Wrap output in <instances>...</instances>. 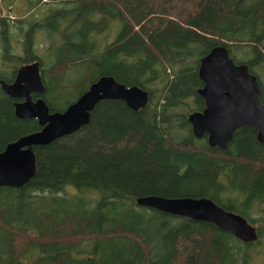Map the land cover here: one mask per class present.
Returning <instances> with one entry per match:
<instances>
[{"label": "trees", "instance_id": "1", "mask_svg": "<svg viewBox=\"0 0 264 264\" xmlns=\"http://www.w3.org/2000/svg\"><path fill=\"white\" fill-rule=\"evenodd\" d=\"M42 1L26 0L27 10ZM11 4L0 0V10ZM39 8L38 20L0 16V81L12 83L37 61L38 97L50 112L103 76L138 86L149 103L135 112L101 101L79 131L34 148L36 176L19 189L0 187V264H251L264 238V144L246 126L227 150L212 148L192 135L187 117L204 108L199 61L217 46L257 78L264 104V0H60ZM12 31L22 57L13 55ZM14 102L0 85V153L40 130L15 117ZM147 196L209 199L245 218L258 239L244 244L209 223L136 204Z\"/></svg>", "mask_w": 264, "mask_h": 264}, {"label": "water", "instance_id": "2", "mask_svg": "<svg viewBox=\"0 0 264 264\" xmlns=\"http://www.w3.org/2000/svg\"><path fill=\"white\" fill-rule=\"evenodd\" d=\"M198 77L202 88L197 94L204 101L202 111L189 113L187 121L196 139L206 138L212 148L225 151L234 133L250 126L256 139L264 144V104L257 78L244 64H235L227 49L217 46L199 61ZM1 89L15 102L14 115L21 120H36L40 130L8 143L0 153V187L19 189L37 173L35 147L47 146L69 136L90 121L91 112L104 100L122 101L132 111H140L149 103L148 93L138 86L126 87L110 76L100 77L87 91L62 112H50L41 96L44 86L37 61L18 69L12 83L0 81ZM141 207L163 214L185 217L194 222L209 223L232 234L244 244L258 239L256 228L242 216L226 211L205 198H163L147 196L136 199Z\"/></svg>", "mask_w": 264, "mask_h": 264}, {"label": "rangeland", "instance_id": "3", "mask_svg": "<svg viewBox=\"0 0 264 264\" xmlns=\"http://www.w3.org/2000/svg\"><path fill=\"white\" fill-rule=\"evenodd\" d=\"M60 2V0H43L41 2V4L39 6L41 7H47V5H58V3ZM36 7L32 10H27L28 8V4L26 2V0H12V4L9 5L8 7H4L1 6V10H0V16L1 17H6L7 20L9 21V24H13L15 22L16 19L18 18H22L26 15H29L32 13V17L33 20H38L42 17L45 16V14L43 13V9ZM29 9V8H28ZM13 32V33H12ZM12 37L9 40L10 42V47L13 51V55L14 56H19L22 57V49H20V41H21V37L15 33L14 31H12ZM114 39V34L111 33L109 38H108V42H111ZM43 40H45L44 38H42V36H38L37 37V44H38V52L39 53H44L45 49H46V42H44ZM0 54H2V47L0 45ZM2 67V66H0ZM73 96V97H72ZM74 94L71 95V100L74 99ZM252 219L256 220L254 221L253 224H259L258 221V214L257 212H253ZM257 222V223H255ZM253 260L251 261V264H264V238H263V245L261 244V246L257 249V251L253 252L252 255Z\"/></svg>", "mask_w": 264, "mask_h": 264}, {"label": "flooded vegetation", "instance_id": "4", "mask_svg": "<svg viewBox=\"0 0 264 264\" xmlns=\"http://www.w3.org/2000/svg\"><path fill=\"white\" fill-rule=\"evenodd\" d=\"M32 63H33V62H32ZM30 64H31V63H30ZM32 97H33V98H32L33 100H35V99L38 98V96H36V95H33ZM14 101H15V102H21L22 100H14ZM15 102H14V103H15ZM14 103H13V105H14ZM199 112H200V111H199Z\"/></svg>", "mask_w": 264, "mask_h": 264}]
</instances>
